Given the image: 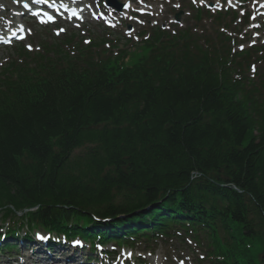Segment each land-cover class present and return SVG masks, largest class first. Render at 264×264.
Segmentation results:
<instances>
[{
	"label": "trees",
	"instance_id": "16d2710c",
	"mask_svg": "<svg viewBox=\"0 0 264 264\" xmlns=\"http://www.w3.org/2000/svg\"><path fill=\"white\" fill-rule=\"evenodd\" d=\"M215 47L184 32L129 66L57 47L35 76L5 70L0 209L38 206L31 223L103 240L187 224L212 264H264V108Z\"/></svg>",
	"mask_w": 264,
	"mask_h": 264
},
{
	"label": "rangeland",
	"instance_id": "374dc122",
	"mask_svg": "<svg viewBox=\"0 0 264 264\" xmlns=\"http://www.w3.org/2000/svg\"><path fill=\"white\" fill-rule=\"evenodd\" d=\"M90 26H94V24H90ZM119 37V36H118ZM128 49H130L131 51H133V49L128 45L127 46ZM137 56L136 55H132L129 57L127 63H131V62H135ZM7 60V56L3 53V51H0V63H4L5 61ZM0 64V65H1ZM164 250H166V248L161 245V246H158V249H157V253L159 252H162L163 251V255H164ZM167 251V250H166Z\"/></svg>",
	"mask_w": 264,
	"mask_h": 264
},
{
	"label": "snow or ice",
	"instance_id": "6c2138e0",
	"mask_svg": "<svg viewBox=\"0 0 264 264\" xmlns=\"http://www.w3.org/2000/svg\"><path fill=\"white\" fill-rule=\"evenodd\" d=\"M193 2H195V0H193ZM25 7H27V5H25ZM176 7L177 8H179L180 6L179 5H176ZM52 19V17L50 16L49 17V20H51ZM60 31H63V29H61ZM57 34H59V33H57ZM88 41H86V43H87ZM28 47L31 49V45H28ZM253 70H255V68H253Z\"/></svg>",
	"mask_w": 264,
	"mask_h": 264
},
{
	"label": "bare ground",
	"instance_id": "6f19581e",
	"mask_svg": "<svg viewBox=\"0 0 264 264\" xmlns=\"http://www.w3.org/2000/svg\"><path fill=\"white\" fill-rule=\"evenodd\" d=\"M81 11V10H80ZM84 14V13H83ZM29 259V258H28ZM33 261V260H32ZM33 264V263H32Z\"/></svg>",
	"mask_w": 264,
	"mask_h": 264
}]
</instances>
